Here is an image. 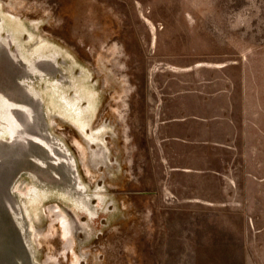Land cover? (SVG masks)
Masks as SVG:
<instances>
[{
  "label": "rangeland",
  "instance_id": "rangeland-1",
  "mask_svg": "<svg viewBox=\"0 0 264 264\" xmlns=\"http://www.w3.org/2000/svg\"><path fill=\"white\" fill-rule=\"evenodd\" d=\"M0 35V89L41 96L32 134L69 147L90 195L64 194L58 153L0 138V264H264V0H0ZM174 101L210 118L208 139L162 140ZM28 111L0 91V135L22 137ZM35 183L49 196L32 187L20 226L6 202L18 215ZM52 204L72 220L67 256Z\"/></svg>",
  "mask_w": 264,
  "mask_h": 264
},
{
  "label": "water",
  "instance_id": "water-1",
  "mask_svg": "<svg viewBox=\"0 0 264 264\" xmlns=\"http://www.w3.org/2000/svg\"><path fill=\"white\" fill-rule=\"evenodd\" d=\"M27 76H30V74H28V75L26 74V77ZM21 85L27 86V87H23V90H24V93H25V99H22V100L11 96L5 90L0 89V91L5 93V94H7L10 98H12L15 101H19V102L27 103V104L31 105L32 107H34V109L38 110V113L36 115V118L33 119V121H30L29 124H26V126H24L23 132H22V137H16V136H13L10 133H6V135H4V136L0 135V138L4 139L7 136V137H9L11 139L10 141H12V140L14 141V144L16 142H18L19 140H21V139L25 140V142H28V141L32 142V143L40 146L41 148H43L47 152V154H48V156L50 158L51 157L52 158H56L55 154L58 153L60 156H62V158L61 157L57 158V159H59V163H62V164H64L65 166H67L69 168L68 169V174H69L68 176L70 177V184H69V186H67V188L63 189L64 190V194H66L69 197V195L66 192L68 190H71L73 196L76 197V190H77V192H80L81 195L83 196V197H81V200L85 199L90 204V202H89L90 195H89V193H87L88 187L82 181V178H81V175H80V172H79V168H78L77 160H75V157L72 154V152L69 149V147L62 140L61 141L55 140L50 135H46L44 137V136H38V135L32 134L31 129L33 127H35L37 125V123H39V120L42 118L41 117L42 114H43L42 110H41V100L42 99H41V96L40 97L35 96V93L33 92L35 90L32 89L29 84H27V83L25 84L23 79L21 81ZM30 88L33 91H31ZM43 166H45V165H43ZM32 177H33V179L36 182H40L39 177L36 176L35 174H32ZM55 177L58 180H62V178L66 179L63 175H60V174L56 175ZM32 187L33 188H37L41 192V196H40V198L42 197V199L40 200L41 202L49 196V192H48L47 189L41 188L40 186H38L37 183H35L28 190V192L26 194L27 197L31 196V194H32L31 189H33ZM75 188H76V190H75ZM10 192H13V189L10 190ZM6 204H7V207L9 209V211L13 214V217L15 215V217L17 218L18 224L21 226L22 225V222H21L22 219L26 218L28 216V215L25 214V209H24V211L23 210L19 211V214L16 215V211H15L16 205H15V203L11 200V201H7ZM12 205H14L13 206V207H15L14 209H11Z\"/></svg>",
  "mask_w": 264,
  "mask_h": 264
},
{
  "label": "bare ground",
  "instance_id": "bare-ground-1",
  "mask_svg": "<svg viewBox=\"0 0 264 264\" xmlns=\"http://www.w3.org/2000/svg\"><path fill=\"white\" fill-rule=\"evenodd\" d=\"M13 4H11V6H12ZM16 16V15H15ZM10 18L12 19V18H14L13 16H10ZM1 36V35H0ZM58 55H59V52L57 51V54H56V59H57V57H58ZM36 59L37 58H35V59H33L32 60V62H31V64H30V67H29V74H31V73H33V71H35V69H39L38 70V72H40L41 71V69H40V65H42L43 63H42V61H36ZM50 68H52V70L53 71H57L58 69H59V64H58V62L56 61V64L54 65L53 63H51V65H48ZM33 67V68H32ZM32 75V74H31ZM29 79H31V78H29ZM33 80V79H32ZM31 80V81H32ZM24 82H27V80L26 81H24ZM31 83V82H30ZM34 85V84H33ZM76 87H77V95H76V113H81V112H84V111H87L88 112V109L90 108V106H91V101L93 100V98H94V96H95V94H94V92L92 91V90H90V89H88V94L86 95V96H84V97H82L83 96V94H82V96H80V93H82V91H81V88L79 87V85H76ZM78 93H79V95H78ZM35 96H37V97H40V95H38V93L35 95ZM82 98H87L88 100H89V102H90V104L87 106V107H81L80 105H79V100L80 99H82ZM97 99V98H96ZM88 102V103H89ZM42 103V102H41ZM29 105V104H28ZM81 111V112H80ZM120 111V110H119ZM37 113H38V110H36V109H34V107H32L31 105H30V111H28L27 113H25V114H20V116H19V122H18V125L16 126V128H18V129H16L15 131H14V133H17L18 135L20 134V132H22L23 131V126H24V124L26 125V124H29V122L30 121H33V119H35L36 118V115H37ZM30 114L32 115L31 117H30ZM45 118V117H44ZM53 120V119H52ZM19 129H21V130H19ZM14 129H11V131H13ZM77 141V140H76ZM78 143V142H77ZM81 143H78V145H79V147L81 148V150H82V153L84 154V149H83V147H81L82 145H80ZM45 154V153H44ZM86 154V153H85ZM100 157V156H99ZM82 162H83V164H84V159L82 158ZM85 165H86V163H85ZM2 185V184H1ZM25 185V184H24ZM5 189V188H4ZM26 190V189H25ZM12 193V192H11ZM41 195V194H40ZM25 201V200H24ZM35 201H36V199H34V198H32V196H30L29 197V199L27 198V200L25 201V202H23V204H24V208H25V214L26 215H28L29 216V214L31 213L30 212V208L31 207H34V203H35ZM16 202V201H15ZM76 204H78V202L76 203ZM14 205H12L11 206V208L12 209H14L15 207H13ZM18 210V209H17ZM65 212V213H64ZM48 216L49 217H51V220H52V222H51V224H50V226H49V229H50V227H52V226H55L56 224H55V221H57L60 225H61V228H62V231H63V235L66 237V243H65V248H64V251H66V250H69V249H72V250H74V244H75V241H74V239H73V227H72V220H71V218H69L68 216H67V212L65 211V210H61V209H59L56 205H50L49 207H48ZM24 226V225H23ZM73 226H74V224H73ZM53 230V229H52ZM49 233H51V232H48L47 234L49 235ZM52 235V234H51ZM74 252V251H73ZM72 252V253H73ZM76 257V256H75ZM77 263H79L77 260H76V258H75V260H74V264H77Z\"/></svg>",
  "mask_w": 264,
  "mask_h": 264
},
{
  "label": "crops",
  "instance_id": "crops-1",
  "mask_svg": "<svg viewBox=\"0 0 264 264\" xmlns=\"http://www.w3.org/2000/svg\"><path fill=\"white\" fill-rule=\"evenodd\" d=\"M214 96H218L221 101H224L226 103V106L228 108V104L231 105V92L229 89H223L216 92ZM182 100H180L181 102ZM231 106H229V109L231 110ZM172 110H181L180 113H176L173 115L168 116L166 119L162 120V131L165 133L164 138L162 140H186L188 135L196 133H207V139L209 134V121L210 118H206L205 116H202L200 112H195L192 121H190V116L187 114V105L185 103H178L177 101H174L172 105H168L166 107V112H171ZM195 110H197V107H195ZM228 120V121H227ZM229 124L231 126V119L227 118V114L224 116V124ZM189 168H184V170H188Z\"/></svg>",
  "mask_w": 264,
  "mask_h": 264
},
{
  "label": "flooded vegetation",
  "instance_id": "flooded-vegetation-1",
  "mask_svg": "<svg viewBox=\"0 0 264 264\" xmlns=\"http://www.w3.org/2000/svg\"><path fill=\"white\" fill-rule=\"evenodd\" d=\"M57 207L63 211V209H62L60 206H57ZM64 213H65V212H64ZM30 215H31V213H30ZM67 216L70 218V216H69L68 213H67ZM57 223H58V222L55 221V224H57ZM41 231H42V230H40V229H36V234H37V235H40V234H41ZM72 234H74V231H73ZM73 239H74V236H73ZM74 241H75V239H74ZM74 246H75V244H74ZM64 248H65V245H64ZM69 251H70V249L64 251V252H63V255L67 256V254L69 253Z\"/></svg>",
  "mask_w": 264,
  "mask_h": 264
}]
</instances>
